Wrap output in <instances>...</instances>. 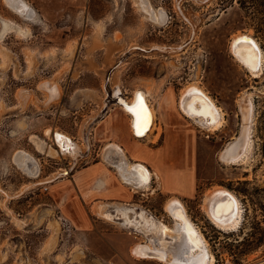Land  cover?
<instances>
[{"label": "rangeland", "instance_id": "374dc122", "mask_svg": "<svg viewBox=\"0 0 264 264\" xmlns=\"http://www.w3.org/2000/svg\"><path fill=\"white\" fill-rule=\"evenodd\" d=\"M24 1L35 10V22L0 0V30L4 20L26 31L0 39V264H162L132 255L131 248L145 242L142 231L105 218L80 228L63 214L47 184L95 159L94 146L87 143L90 127L113 105L122 112L121 103L137 90H146L154 110L149 134L159 136L168 124L177 130L170 133L172 142L196 168L201 205L204 193L216 186L264 212V65L252 77L230 51L232 38L245 34L264 56V0H147L152 9L166 12L162 25L148 21L135 0ZM194 82L222 109L219 128L179 115V94ZM245 93L253 99L252 149L244 161L226 164L220 153L241 132ZM166 100L177 117L167 114L165 124L154 105L168 111L161 107ZM35 139L57 155L40 152ZM17 151L37 161L36 177L13 164ZM58 216L68 221L67 231ZM256 216L253 240L234 250L237 264L251 259L263 239ZM170 221L168 215L164 222ZM77 248H84V255Z\"/></svg>", "mask_w": 264, "mask_h": 264}, {"label": "bare ground", "instance_id": "6f19581e", "mask_svg": "<svg viewBox=\"0 0 264 264\" xmlns=\"http://www.w3.org/2000/svg\"><path fill=\"white\" fill-rule=\"evenodd\" d=\"M3 1L22 18L36 21V12L26 1ZM135 4L151 23L162 25L166 21V12L161 8L157 10L152 9L147 0H135ZM1 23L0 39L11 31L23 36L26 34V31H23L20 27L9 21L2 20ZM230 51L233 59L244 67L249 75L257 77L261 74L264 65V56L260 45L254 38L245 34L234 36L230 42ZM48 85L50 84H47V87L50 88ZM147 100L148 93L146 90H137L129 102L121 103L123 110L132 116L131 127L133 133L140 136L144 135L143 137L151 131L154 118V110L147 104ZM242 100H245L248 104L241 132L220 153V160L226 164H236L244 161L252 149V93H245ZM178 108L182 114L190 117L191 120L193 119L196 124H199L198 121H204L206 125H211V130L219 128L222 125L224 116L222 109L195 82L186 85L181 90L178 98ZM194 116H197L198 119L193 118ZM49 132L46 131V134L48 135ZM57 136L59 135L57 134ZM34 141L40 152L48 156L57 155L56 151L46 146V143L43 141L38 139ZM102 158L105 163L117 169L120 175L119 177L124 182L129 183L133 187H146L149 184L152 174L148 172L147 168L140 163L129 162L124 154L118 150H109L103 154ZM12 162L20 171L29 177H36L39 173L37 161L24 151L14 153ZM124 176L128 180H125ZM129 181H133L135 184ZM165 206L171 218L169 223L162 221V219L155 220L154 217L145 213L144 209L139 210L135 206H119L117 208L116 213L112 216V221L124 228L139 230L145 234V242L136 243L131 248L132 255L139 259L156 260L162 264H215V258L210 252L208 241L202 234L201 229L186 213L183 206L174 199H172V203L171 200L168 201ZM202 209L210 216L216 226L223 230L237 231L242 224L244 213L243 205L238 196L224 187L215 186L207 190L202 198ZM118 217H122L120 222L115 220ZM13 219L19 221L15 217Z\"/></svg>", "mask_w": 264, "mask_h": 264}, {"label": "crops", "instance_id": "0c3cea01", "mask_svg": "<svg viewBox=\"0 0 264 264\" xmlns=\"http://www.w3.org/2000/svg\"><path fill=\"white\" fill-rule=\"evenodd\" d=\"M116 106L109 107L89 129L87 143L94 146L95 159L79 169L70 170L68 174L57 178L53 183L46 182L54 191L53 197L60 199L63 204L66 213L60 211L61 214L81 224L80 228H86L84 224H88L90 219L105 218L112 221V216L119 206H135L139 210L144 209L147 214L157 219L166 221L168 211L165 205L170 200L172 203L174 199L183 206L208 241L209 223L201 211V203L197 200L200 185L196 178V168L191 161L185 160L183 154H178L179 148L173 144L170 134L171 132L178 134L177 130H174L172 125H165L168 123L167 114L177 117L172 102L166 100V104L161 106L166 107L168 111L159 109L158 103L154 105L157 117L165 123V127L162 128L159 136H156L154 131L145 138L134 135L131 127L132 116L125 111L129 115L128 118L123 110L121 112V107L119 106V109ZM178 113L184 119L183 114ZM111 142L113 144H110ZM106 143L109 144L104 147L105 150H102ZM114 149L123 153L129 162L143 163L142 165L152 174L147 189L142 190L124 182L119 177L117 169L105 163L103 154ZM86 151H88L87 155L91 153L90 150ZM245 215L246 212L243 213V218ZM77 249L84 255V248ZM209 249L215 258V264H228L222 249L210 242ZM65 256L69 260L71 251L65 252Z\"/></svg>", "mask_w": 264, "mask_h": 264}, {"label": "built area", "instance_id": "2783aa9c", "mask_svg": "<svg viewBox=\"0 0 264 264\" xmlns=\"http://www.w3.org/2000/svg\"><path fill=\"white\" fill-rule=\"evenodd\" d=\"M243 207L246 215L243 218V224L240 225L237 231H227L219 228L203 210L207 221H209L208 232L210 236L208 243L210 242V244L225 252L228 264H237L233 261V257H236L234 250L236 246H241L244 241L249 243V241L253 240V231H255L253 218L257 215L255 217L259 223V231H257V234L258 237L263 236V239L255 246V255L247 261L241 259V262L238 264H264V212L260 207L251 206L249 203H244ZM58 220L61 228L63 229L66 226L64 231H67L69 226L65 217L58 216Z\"/></svg>", "mask_w": 264, "mask_h": 264}, {"label": "water", "instance_id": "95a60500", "mask_svg": "<svg viewBox=\"0 0 264 264\" xmlns=\"http://www.w3.org/2000/svg\"><path fill=\"white\" fill-rule=\"evenodd\" d=\"M249 43H252V42H249ZM193 118L198 119L197 116H194ZM198 122H199V124H201V125H206V123H205L204 121H198ZM134 135L137 136V137H139V138H142V137L144 136V135H143V136H140V135H138V134H136V133H134ZM233 140H234V139H230V140H228V141L226 142L224 148H225L226 146H228L229 144H231ZM124 178H125V180H128L126 176H124ZM129 182H131L132 184H135V182H133V181H129ZM115 220L121 221V220H122V217L115 218Z\"/></svg>", "mask_w": 264, "mask_h": 264}]
</instances>
